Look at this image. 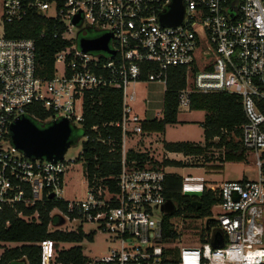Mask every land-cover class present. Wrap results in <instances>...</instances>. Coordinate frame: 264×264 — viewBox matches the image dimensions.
I'll return each instance as SVG.
<instances>
[{"label":"built area","instance_id":"built-area-1","mask_svg":"<svg viewBox=\"0 0 264 264\" xmlns=\"http://www.w3.org/2000/svg\"><path fill=\"white\" fill-rule=\"evenodd\" d=\"M0 2V224L5 209L26 222L38 221L36 213L24 216L17 206L30 209L44 200L62 201L66 211L54 208L49 213L59 222L50 223L48 233H77L91 225L112 244L104 256L85 258L84 264H264V0H180L182 20L170 26L160 18L173 0ZM30 13L51 23L52 38L66 43L53 57L49 79L37 75L32 40L4 36L5 25L21 22ZM105 35L110 36L108 52L84 53L79 47L82 38ZM169 69L184 70V88L177 93L180 113L190 111L193 94L238 97L244 117L239 144L256 170L254 180L216 186L204 185L202 178L183 179L181 194L210 190L218 199L205 223L214 231L194 247L182 245L180 232L164 236L168 174L130 157L133 148H127L128 142L144 135L146 121L137 116L133 86L145 82L166 86ZM110 89L118 90L122 98L119 120L93 126L80 139L110 146L109 153L120 154L114 190L101 184L103 180H92L84 200L64 201L66 171L82 149L73 161L28 157L13 147L10 126L20 118L37 122L40 128L67 120L73 130H81L85 98L94 104L97 93ZM38 109L48 116L36 117ZM104 129L107 134L109 129L118 131L117 144L110 134L102 136ZM63 223L71 228L62 229ZM214 240L221 241V247H214ZM35 246L39 264H62L54 242Z\"/></svg>","mask_w":264,"mask_h":264},{"label":"trees","instance_id":"trees-1","mask_svg":"<svg viewBox=\"0 0 264 264\" xmlns=\"http://www.w3.org/2000/svg\"><path fill=\"white\" fill-rule=\"evenodd\" d=\"M52 24L45 23L34 13H30L24 20L18 23L4 26V36L6 38L30 39L34 42L37 75L43 79H49L54 72V55L66 46V43L52 38ZM184 88V70L169 69L166 89L163 96V109L161 120H150L142 123L143 132L163 133L166 125L176 124L178 120L177 93ZM92 100L85 98L83 112V128L73 130L72 139L74 144L85 135L86 131L93 127L99 128L103 124L116 122L120 118L121 95L116 89H110L97 93ZM190 109L204 113V119L201 125L205 145H195L190 142L165 143L164 150L169 153H179L184 156H202L207 147H224L222 154L223 163H241L246 160V155L237 143L232 139L225 141L223 131L233 132L236 137L240 136L239 127L244 123V117L241 111L238 97L230 94H193L190 100ZM36 117L45 119L48 114L44 110L38 109ZM39 128L37 122H34ZM112 138L118 143V131L109 129ZM107 132L102 130V136L107 137ZM220 137L216 144L208 143L214 137ZM73 144V145H74ZM72 145V146H73ZM110 146L102 145L97 142L87 141L82 143V154L76 159L75 163H82L84 167V178L88 186L92 180L101 184H108L111 190H114V181L120 171V154L109 153ZM130 157L137 158L141 162H147L151 169H162L165 167H182L180 162L163 160L156 162L148 158L147 154L130 153ZM221 167H218V169ZM111 180V181H110ZM97 184V183H96ZM183 179L178 175H167L165 179L164 196L166 201L172 202L175 206L174 212L165 214L163 220L164 236H174V230L170 220L188 212L197 218H208L211 215V208L218 199L216 193L210 190H204L199 198H187L181 194ZM198 202L197 206L192 207V202ZM67 203L62 201L44 200L42 204L25 209L23 206H17L24 216L37 214V220L32 219L29 222L16 218V215L10 209H5L0 224V244H19V247L6 248L0 246L2 254L0 264H39V248L35 245L49 240L54 242V248L58 250L62 243L80 244L84 240L93 241V235L84 234L81 228L77 233L70 232H52L48 233V225L58 224L57 218H50L49 213L58 208L66 211ZM9 221L5 227L4 223ZM57 261L62 264H84L85 257L82 254L80 246H73L67 250L57 251Z\"/></svg>","mask_w":264,"mask_h":264},{"label":"rangeland","instance_id":"rangeland-1","mask_svg":"<svg viewBox=\"0 0 264 264\" xmlns=\"http://www.w3.org/2000/svg\"><path fill=\"white\" fill-rule=\"evenodd\" d=\"M0 16H1V2H0ZM2 19L0 17V35L2 34ZM90 37L95 35L88 34ZM136 92L138 109L136 113L146 121L152 119H160L163 109V96L166 89L162 83L158 82H145L133 86ZM204 119V113L193 111L190 109L188 113H178V121L176 124L166 125L163 133L150 135V138L142 139L141 136H137L134 142H128L127 148H140L146 147L148 144L149 154L153 155V158L160 162L164 160V143H178V142H190L195 145H205L203 137V131L201 128ZM225 141L232 139L233 143H237L239 146V137H236L233 132H227L224 135ZM142 139V140H141ZM83 140L79 139L73 146H71L65 156V161H73L76 159L82 149ZM213 142V140H212ZM216 140L212 144H216ZM208 143H211L208 141ZM141 150V149H140ZM202 156H190L188 158L179 157V161L182 167H165V173L175 174L182 179L185 177L202 178L204 185H220L223 182L240 181L242 179L254 180L256 177V170L253 165L251 156L246 157V160L241 163H223L224 147L217 148L214 145L205 149ZM176 162V161H175ZM149 165V164H147ZM218 167H221L218 169ZM84 167L82 163L72 162L69 164V168L66 171L64 178V189L62 198L64 201H82L86 198L87 186L84 178ZM216 212V210L214 211ZM208 218H197L193 214L188 212L182 213L178 217H174L171 221L173 223L174 231L182 234V245L188 247H194L201 245L203 241L212 234L214 228L206 229V221ZM73 228H77V225H72ZM62 229L68 230L71 228L70 224L63 223ZM84 234H93V241L89 242L84 240L80 244H61L57 251L67 250L73 246H80L82 254L85 258H101L112 247V244L106 239V237L99 231H96L95 227L91 225H84L81 229ZM199 238V239H198Z\"/></svg>","mask_w":264,"mask_h":264},{"label":"water","instance_id":"water-1","mask_svg":"<svg viewBox=\"0 0 264 264\" xmlns=\"http://www.w3.org/2000/svg\"><path fill=\"white\" fill-rule=\"evenodd\" d=\"M183 8L180 0H173L170 10L161 16L163 25H177L181 22ZM76 22V21H75ZM110 36L105 35L95 39H80L79 47L82 52L103 51L108 52V40ZM73 129L67 120L53 122L52 124L39 128L27 118H20L10 126V140L13 147L25 156L47 161H61L67 150L74 144L72 139ZM187 198H199L202 193L188 191L182 194ZM192 207L200 204L192 202ZM166 214L175 210L172 202H167L163 208ZM217 237V234L215 235ZM214 247H221V241L214 240Z\"/></svg>","mask_w":264,"mask_h":264},{"label":"crops","instance_id":"crops-1","mask_svg":"<svg viewBox=\"0 0 264 264\" xmlns=\"http://www.w3.org/2000/svg\"><path fill=\"white\" fill-rule=\"evenodd\" d=\"M1 14H2V8H1ZM1 17V16H0ZM2 33V32H1ZM138 106V105H137ZM138 108V107H137ZM178 113H180V112H178ZM188 113V112H187ZM200 113H202V112H200ZM162 115H161V118L160 119H156V120H161L162 119ZM153 120V119H152ZM178 121V120H177ZM153 134H159V133H156V132H144V135H142L143 137H142V139H144V138H146V139H148V138H150V135H153ZM141 139V140H142ZM165 144V143H164ZM142 145H143V143L141 144V147L139 148H136V149H133V152L134 153H139V154H147L148 155V158L149 159H152L153 161H156V162H159L160 163V161L158 160H156V159H154L153 158V155H151V154H149V152L147 151V150H145L146 148L148 149L149 147H151V146H149V144L146 146V147H142ZM141 149V150H140ZM164 153H165V156H164V160H170V161H176V162H179V161H182V160H177L179 157H183L182 156V154H179V153H169V152H166L165 150H164ZM188 157H190V156H184L183 158H188ZM148 162V161H147ZM162 162V161H161ZM168 175H175V174H168ZM85 184H86V186H87V183H86V180H85ZM62 244H64V243H62ZM65 244H68V243H65ZM61 245V244H60ZM71 245H74V244H71ZM20 245L19 244H12V243H10V244H7V247L6 248H9V249H11V248H15V247H19Z\"/></svg>","mask_w":264,"mask_h":264},{"label":"bare ground","instance_id":"bare-ground-1","mask_svg":"<svg viewBox=\"0 0 264 264\" xmlns=\"http://www.w3.org/2000/svg\"><path fill=\"white\" fill-rule=\"evenodd\" d=\"M187 186H196V185H198L197 183H187L186 184Z\"/></svg>","mask_w":264,"mask_h":264}]
</instances>
